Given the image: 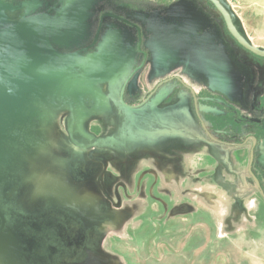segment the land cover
<instances>
[{
    "label": "flooded vegetation",
    "instance_id": "obj_1",
    "mask_svg": "<svg viewBox=\"0 0 264 264\" xmlns=\"http://www.w3.org/2000/svg\"><path fill=\"white\" fill-rule=\"evenodd\" d=\"M207 1H98L100 9L94 26L90 20L88 40L70 49H57L68 53L90 46L96 21L111 12L122 20H104L119 23L130 34L128 58L114 91L115 100L109 99L106 89L91 96L88 108L76 102L67 127L76 147L69 157L61 158L69 160L67 168L76 180L85 182L94 175L93 185L103 186L104 192L108 178L113 181L127 173L114 189L117 196L123 193L127 203H132L125 206L122 202L127 217L141 205L151 212L164 208L161 219L169 213L173 218L192 208L189 192L206 187L216 192L224 234L246 226L256 233L264 224V59L239 55L223 41V31L213 20L210 32ZM180 4L176 13L186 17L187 23L177 29L173 13ZM13 14V19H19L23 10ZM170 44L172 50L165 51ZM217 50L230 74L227 83L215 79L207 68L209 52ZM122 90L124 101L133 107L130 111L120 105ZM157 95L163 99L154 104ZM108 109L107 118L91 120ZM161 171L170 175L171 188L180 191L179 200H163L157 193ZM24 181L17 180L5 191L0 187V203L4 197L24 207L22 212L0 204V217L14 218L6 225L35 245L25 255H45L47 260L41 264H80V255L85 253L91 264H98L96 259L103 256L108 261H101L110 264L109 255L114 252L104 245L109 237L99 239L77 217L58 209L41 205L34 210ZM108 197L113 195L107 193ZM100 212V217L105 214ZM97 243L101 244L98 248ZM26 262L37 264L30 258Z\"/></svg>",
    "mask_w": 264,
    "mask_h": 264
},
{
    "label": "rangeland",
    "instance_id": "obj_2",
    "mask_svg": "<svg viewBox=\"0 0 264 264\" xmlns=\"http://www.w3.org/2000/svg\"><path fill=\"white\" fill-rule=\"evenodd\" d=\"M221 2L232 12L235 25L250 43L255 46L263 45L264 0H221ZM207 5L208 16L223 31L224 42L235 48L243 57L264 59V56L255 55L240 45L229 32L221 14L208 1ZM179 6L182 5L175 7L173 13L177 29L185 28L187 23L186 17L176 13ZM256 7L262 10L253 17V23L254 18L262 20L263 32L260 28V33L254 27L252 31L248 27L249 12ZM213 21H210L211 28L214 27ZM60 79L46 81L44 87L47 89L41 86L36 89L38 99L34 100L30 91L25 90L12 101L14 104L10 109L8 107L0 109V168H5L8 161L11 166V160L18 158L20 153L23 154L24 161L23 159L18 161L15 172L20 173L17 176L19 180H25L34 210H40L41 205L47 206L48 209H58L77 217L81 226L93 231L99 239L102 240L103 236L109 237L104 245H110L114 252L109 255L110 264H264V224L256 229V233L246 226L236 233L224 234L222 210H219L218 201L214 198L216 192L207 191L206 187H198V192L188 193L191 209L186 208V211L174 214L173 218L169 213L161 219L164 208L151 212L149 208L145 209V206L141 205L133 215L125 216L124 207L132 203H127L123 193L117 196L114 189L127 173L118 171V175L122 173L121 176L114 177L113 181L108 178L106 192L113 195L110 200L109 197L107 200L103 186L98 188L93 185L94 175L87 177L85 182L76 180L67 168L66 163H69V160L61 158L69 157L76 146L67 130L71 118L70 107L67 98L62 95V89L68 80L60 84ZM65 79H73L72 74L69 77L65 75ZM55 92L56 94H53ZM4 94L10 95V93ZM73 107L75 109V106ZM6 110L9 111L8 120H6ZM104 116L105 118L110 116L109 109L101 117H94L91 120L99 122ZM86 155L88 156V153ZM54 157L61 158L60 162H54ZM112 164L116 167V159ZM16 173L7 175L4 180L8 182L13 178L16 179ZM156 191L160 193L158 184ZM175 191L177 192L175 199L179 200L182 195L179 190ZM126 194L130 195L131 192ZM170 195L172 194H167L168 197ZM5 199L3 197L1 206L6 203L9 204V208L15 206L16 209L20 208V211L24 208L17 202L15 205L12 199L7 201ZM100 211L105 212L101 217ZM13 219L9 217L5 223L10 225ZM91 227L93 229H90ZM0 232V251H2L1 247L3 250L5 246L10 248L7 255L0 252L1 264H26L28 258L37 264L46 262L45 255H25L26 250L30 251L35 245H30L29 242L32 241L23 237L20 231L15 232L6 225L0 227ZM4 234H7L8 238L14 237L12 243H16V248L10 244ZM4 238L7 239L8 244H3L6 241ZM99 245L101 244L97 243V248ZM102 258L107 260L104 256ZM101 260L97 258L95 262L105 264ZM80 262V264L92 263L88 261L85 253H81Z\"/></svg>",
    "mask_w": 264,
    "mask_h": 264
},
{
    "label": "water",
    "instance_id": "obj_3",
    "mask_svg": "<svg viewBox=\"0 0 264 264\" xmlns=\"http://www.w3.org/2000/svg\"><path fill=\"white\" fill-rule=\"evenodd\" d=\"M98 1L22 0L16 3L14 0L12 2L0 0V109H6V107L10 109V106L14 104L12 101L25 90L30 91L34 100L38 99L36 89L40 86L47 89L44 87L46 81L56 78H61L60 84L68 80V83L64 84L62 95L67 98L69 111L72 113H74L73 106L76 102L88 108L91 96L103 93L106 89L110 92L109 99L115 100L114 91L120 83V73L128 58L130 34L119 23L104 19L110 17L122 20L120 16L107 12L99 21H96L95 37L90 46L68 53H62L57 49H70L79 45L77 43L83 44L88 40L90 20L94 26L93 18L100 9ZM209 1L224 18L229 32L238 43L255 55L264 56V49L251 44L239 31L232 12L221 0ZM21 10L23 14L19 16V19H13V13ZM210 21L212 19L209 17L208 28L210 32H213ZM165 23L169 24L170 20H165ZM171 50L170 44L165 51ZM207 59V68L211 75L227 83L230 74L221 60L222 52L210 51ZM71 74L73 79H65V75L69 77ZM127 83L128 80L124 86ZM4 93H10V95L7 96ZM162 99V95H157L153 103L157 104ZM119 101L123 109L132 110L133 107L123 99V90ZM6 112V120H8L9 111L6 110ZM19 160L24 161L22 153L18 155V158L11 160V166L8 161L5 168H0L2 190H6L19 180L17 176L20 173L15 172ZM60 160L61 158L58 157L53 158L56 163ZM14 173H16V179L13 178L8 182L4 180L7 175H14ZM3 217H0V227L6 226V219ZM4 236L14 248L17 246L15 242L12 243L13 236L9 238L7 234ZM7 239L3 244L9 243ZM7 249L9 251L10 248ZM1 250L2 254H6L2 247Z\"/></svg>",
    "mask_w": 264,
    "mask_h": 264
},
{
    "label": "crops",
    "instance_id": "obj_4",
    "mask_svg": "<svg viewBox=\"0 0 264 264\" xmlns=\"http://www.w3.org/2000/svg\"><path fill=\"white\" fill-rule=\"evenodd\" d=\"M256 1H262V0H256ZM262 12V10L259 8V7H256L255 9H251L250 12H249V25L248 27H250V30L252 31L253 30V27L254 29H257V32L260 33V31L263 32L262 30V27L263 25H261L262 23V20L261 19H255L254 18V23H253V17L257 16V14H260ZM261 28V30H260ZM260 30V31H259ZM257 47H260V48H263L264 49V44L263 45H258ZM158 176V175H157ZM158 178L160 179L159 180V188H160V195L163 199H169V200H175V195L173 192L176 193V189L174 188V190L171 188V185L173 184V181H171V177L169 174H167L165 171H161L159 173V176ZM168 191V192H167ZM172 194L170 195L169 197L167 196V194ZM177 194V193H176ZM126 216V215H125ZM127 217V216H126ZM162 217V216H161ZM1 264V262H0Z\"/></svg>",
    "mask_w": 264,
    "mask_h": 264
},
{
    "label": "bare ground",
    "instance_id": "obj_5",
    "mask_svg": "<svg viewBox=\"0 0 264 264\" xmlns=\"http://www.w3.org/2000/svg\"><path fill=\"white\" fill-rule=\"evenodd\" d=\"M8 247L7 246H5V248H4V253H7V251H8V249H7Z\"/></svg>",
    "mask_w": 264,
    "mask_h": 264
},
{
    "label": "trees",
    "instance_id": "obj_6",
    "mask_svg": "<svg viewBox=\"0 0 264 264\" xmlns=\"http://www.w3.org/2000/svg\"><path fill=\"white\" fill-rule=\"evenodd\" d=\"M208 2L214 7V5L208 0ZM215 8V7H214Z\"/></svg>",
    "mask_w": 264,
    "mask_h": 264
}]
</instances>
